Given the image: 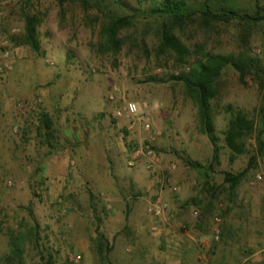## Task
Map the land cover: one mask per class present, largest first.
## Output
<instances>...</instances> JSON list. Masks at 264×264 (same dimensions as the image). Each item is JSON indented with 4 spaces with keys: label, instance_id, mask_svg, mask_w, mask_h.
<instances>
[{
    "label": "rangeland",
    "instance_id": "obj_1",
    "mask_svg": "<svg viewBox=\"0 0 264 264\" xmlns=\"http://www.w3.org/2000/svg\"><path fill=\"white\" fill-rule=\"evenodd\" d=\"M225 1L237 19L207 21L198 13L178 36L194 59L245 53L264 65V22L240 18L255 14L257 0ZM121 2L125 14L150 8V0L143 6ZM201 2L193 0L195 7ZM221 5L217 1L216 9ZM24 12L44 14L40 54L10 41L23 32ZM100 26V16L79 4L0 0V50H9L13 62V70L0 76V264H264V157L234 193L223 174L241 173L258 155L250 137L247 153L231 163L224 131L231 117L227 107L259 125V88L251 78L240 84L233 68L223 72L212 102L219 138L215 162V146L200 131L197 108L171 79L187 69L172 55L157 53L158 23L139 16L123 33L125 45L116 56L101 52ZM115 88L128 100L149 103L161 165L177 166L170 174L175 190H161L158 175L128 166L133 149L147 146L151 134L112 117L119 104L109 100ZM10 99L22 102L23 111ZM41 112L54 119L53 148L38 131ZM186 162H215L214 171ZM158 195L170 211L154 218L148 210ZM216 216L222 219L220 242L203 251ZM99 236L112 246L107 261L100 259ZM14 237L23 257L9 263ZM73 256H81L80 262Z\"/></svg>",
    "mask_w": 264,
    "mask_h": 264
},
{
    "label": "trees",
    "instance_id": "obj_2",
    "mask_svg": "<svg viewBox=\"0 0 264 264\" xmlns=\"http://www.w3.org/2000/svg\"><path fill=\"white\" fill-rule=\"evenodd\" d=\"M28 3V0H26ZM61 5L65 2L79 4L85 11H94L101 18L99 30L100 50L103 54L118 55L124 45L123 33L136 26L137 18L143 16L158 23L155 34L159 42L158 55L170 54L175 57L176 62L187 70L178 75H172L171 79L184 86L186 95L197 108L200 131L206 135L214 149V160L218 161L219 138L216 132L214 109L212 102L219 96L218 84L227 68H233L239 74V82L247 85L248 78H251L262 93L261 105L258 111L259 125L250 119L241 110H233L227 107L226 111L231 114L228 127L224 131L226 146L231 151L230 162L234 163L238 157L247 153L246 140L254 137L258 146V155L252 156L247 168L241 173L224 172V184L234 193L240 184L245 180L250 171L257 165L258 158L264 157V65L260 61L248 56L245 53L239 55H221L205 53L194 59V53L183 43L178 36L192 24L197 14H201L207 21L219 20L230 23L237 19L233 9L227 7L223 0L221 9H216L219 0H202L198 7L194 6L193 0H150L149 10H136L135 14L123 13L124 5L121 0H58ZM143 6L148 0H137ZM255 14H243L240 18L251 24L264 22V4L256 2ZM141 11V12H140ZM44 22V14L25 13L23 32L17 38H10V41L17 46H27L34 53H41V41L39 28ZM156 81L157 78H152ZM38 131L46 136L48 145L53 148L55 140L54 119L47 112L38 115ZM155 150L156 148L153 147ZM209 166H202L199 163L186 162L194 169L214 171V163ZM17 238H12L11 251L7 261L22 260L23 250L16 243ZM103 236H99L98 252L102 261H107L112 246L103 243ZM51 264V260L49 263Z\"/></svg>",
    "mask_w": 264,
    "mask_h": 264
},
{
    "label": "built area",
    "instance_id": "obj_3",
    "mask_svg": "<svg viewBox=\"0 0 264 264\" xmlns=\"http://www.w3.org/2000/svg\"><path fill=\"white\" fill-rule=\"evenodd\" d=\"M50 65H53L52 62H49ZM13 70V62L11 52L9 50H0V76H4L5 74L10 73ZM16 105L17 109L23 111L24 104L15 99H10ZM109 100L112 103H118V106L115 107L112 117L115 120H123L128 122L131 126L130 129L134 128L137 124L141 125L143 130L146 133L151 134L149 139V144L147 146H139L135 147L131 153V156L128 159V166L130 168H139L143 167L149 173L158 175L160 178V188L161 190L174 187L173 180L171 175L174 171L177 170L176 165H171L167 169H164L161 165V156L159 153L153 148L155 147V143L157 139L160 137L159 133L152 132V125L149 121V103L142 102L138 103L134 100H128L125 96L120 92L119 89L115 88V90L109 96ZM19 127H14V132L18 133ZM261 176L258 175L256 177V181L260 180ZM149 213L154 218H161L166 213L170 211L169 204L163 200L161 195H158L154 198V200L150 203ZM198 212H195L193 216L198 217ZM222 219L220 216H216L213 221L212 228V238L211 240L206 239L202 243L203 251L209 250L210 246L215 243H219L222 234ZM73 261L78 263L81 260V256H73ZM202 259L205 260L203 257Z\"/></svg>",
    "mask_w": 264,
    "mask_h": 264
}]
</instances>
